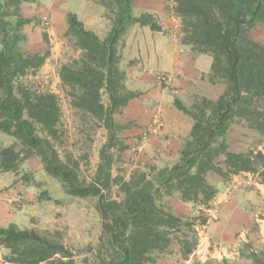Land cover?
<instances>
[{"label":"rangeland","instance_id":"374dc122","mask_svg":"<svg viewBox=\"0 0 264 264\" xmlns=\"http://www.w3.org/2000/svg\"><path fill=\"white\" fill-rule=\"evenodd\" d=\"M76 2L99 8H77ZM71 6L83 16L79 20L82 22L84 19L85 28L96 30L100 38L105 37L110 28V8L98 0H29L20 5L22 15L30 18L22 28L21 49L25 53L46 52L47 55L37 69L19 77L16 84L33 92L56 95L60 119L55 127V136L50 140L60 159L72 166L76 164L75 171L82 183L96 180L98 167L108 162L109 185L103 193L109 200L121 201L124 198L121 184L125 181L141 183L144 175L145 179L153 182L157 206L178 221L167 229L166 246L147 255L146 264H256L254 258L264 262V121L259 127L252 120L235 117L224 126V133L216 141L218 151L201 174L203 187L192 195L191 200L181 197L175 179L157 187L160 171L178 161L180 149L191 136L193 120L175 106V100L190 108L201 98L217 100L225 90L224 80L212 71L211 65L203 70L206 56L212 63L210 53L194 51L190 45L181 42V19L173 12V0H165V7L168 14L172 10L174 20L170 19V23L176 27L163 31L172 32L177 37L182 45L180 53L192 54L197 69L195 72L185 70L157 74L161 92L151 107L150 121L148 93L139 98V92L134 104L128 106L129 99L113 114L111 131L101 119L72 105L73 91L59 76L61 66L72 63L80 55L66 21L67 13H74ZM7 19L14 22L15 16ZM127 31L118 46L120 55ZM44 33L47 34L45 38ZM248 37L255 44H264V24L252 26ZM128 65L132 63L123 61L121 64L120 59L119 68L125 74L124 85L132 90L126 85ZM101 101L108 104L104 91L101 92ZM251 103L264 111L263 98H253ZM36 128L41 136L47 135ZM10 145L16 150L21 147L16 138L0 131V148ZM225 150L261 152L263 160L254 158L250 171L229 173L222 154ZM194 170L191 169L192 172ZM3 173L9 175V183L0 188V193L9 189L12 192L7 200L12 217L7 221L13 220L10 224L34 228L39 234L58 239L72 252L73 264H99L113 256L108 234L96 208L97 196L76 197L66 193L62 182L45 170L37 154L27 158L21 154L16 169L11 171H4L0 164V174ZM229 201H233L230 203L232 206H228ZM241 210L249 220L247 223L243 221L239 227L238 212ZM224 211L229 218H224L227 222L220 225L218 221ZM212 225L216 228L222 226L221 239L208 237V229ZM6 256L8 250L0 243V264H14L6 261ZM63 260L66 261L65 258Z\"/></svg>","mask_w":264,"mask_h":264},{"label":"trees","instance_id":"16d2710c","mask_svg":"<svg viewBox=\"0 0 264 264\" xmlns=\"http://www.w3.org/2000/svg\"><path fill=\"white\" fill-rule=\"evenodd\" d=\"M29 0H0V131L12 135L20 143L0 148V164L4 171L16 169L20 155L40 156L45 170L57 178L71 196H97L96 208L102 226L108 234L113 256L99 264H146L145 258L154 250L166 246L167 229L178 221L161 210L155 201V185L142 176V181L121 184L124 198L109 200L103 189L109 185L108 162L98 167L96 180L79 181L75 165L60 159L50 138L55 136L60 119V107L52 92H33L17 85L19 77L37 69L47 53H25L20 47L24 38L22 28L30 18L22 15L20 5ZM110 8V28L100 38L84 27L75 13L66 15L68 31L80 50L78 58L59 70L61 81L72 89V105L101 119L111 131L113 114L139 92L124 85L120 70L119 44L133 24L147 25L163 31L156 16L144 12L132 13L134 0H98ZM173 12L181 19V42L197 52L210 53L211 69L225 83L217 100L201 98L190 108L175 100V106L193 120L191 136L179 151V159L163 168L158 184L172 179L181 197L191 200L203 187L201 174L209 167L218 151L217 139L235 117L252 120L259 127L264 111L251 103L253 98L264 99V44H255L248 30L257 23L264 24V0H173ZM15 16L14 22L7 18ZM46 33L43 34L45 38ZM108 104L101 101V92ZM37 127L46 136L37 132ZM229 173L250 171L254 158L263 160L261 152H222ZM195 168L192 172L191 169ZM208 188V186H205ZM209 192V191H208ZM0 243L8 250L5 260L14 264H73L72 252L61 241L39 234L34 228H20L11 223L0 226ZM66 259V261L63 260ZM256 264H264L254 258Z\"/></svg>","mask_w":264,"mask_h":264},{"label":"crops","instance_id":"0c3cea01","mask_svg":"<svg viewBox=\"0 0 264 264\" xmlns=\"http://www.w3.org/2000/svg\"><path fill=\"white\" fill-rule=\"evenodd\" d=\"M74 4L77 8L81 6L82 9H93L94 7L99 8V6L85 4L84 2H76ZM71 7L72 11L77 14L76 16H78V19L79 17H83L80 15L79 11H76V7ZM144 12L154 14L161 25L162 30H171L176 27V25L170 23V19L174 20V17L172 16L173 12L171 10L170 14H168L165 7V0H134L132 4L133 15L138 16ZM82 22H84V19H82ZM92 30L99 37H101L96 30ZM181 49L182 45L172 32L154 31L147 25H139L137 23L128 28L121 52V64L123 61H125L126 64H128L129 61L132 63V65H128L126 70V85L132 90L141 92L138 96L139 98L148 93V122L151 119L149 114L153 111L152 105L155 103L154 100H156L161 92L157 74L164 72L179 73L185 70L195 72V69H197L195 66L198 65L195 63L194 56H191L192 54L188 55V53L181 54ZM208 57L209 56H206V58H204L203 70L210 68L211 59ZM135 99L137 98H131L128 102V106L134 104ZM2 175L0 174V188L3 187L4 184L9 183V175L5 173ZM10 195H12L10 189L8 192L0 193V226H7L13 221L12 219L11 221H7L9 218H12L9 210V204L7 203L8 196ZM246 196L247 192H245L244 197ZM220 197H222V195ZM231 202L233 201L228 202V206L231 205ZM248 203L246 202V204ZM238 213L240 220L238 221L237 226L241 227L243 221L244 223H247L249 218L243 210ZM220 215L221 218L219 219L220 221H218L220 223L218 224L221 225V222H227V220L223 219H228L229 217L226 216V211ZM212 226H209L207 233L208 237L213 240L219 238L221 239L220 235L222 230H220V228L222 226L220 228L218 227L219 229L216 228L215 225L213 226L214 228H212ZM236 229L238 230V227ZM224 237L228 238L226 235H224Z\"/></svg>","mask_w":264,"mask_h":264}]
</instances>
